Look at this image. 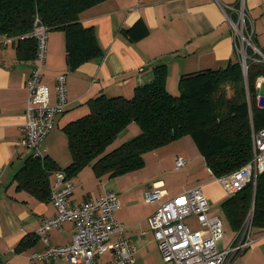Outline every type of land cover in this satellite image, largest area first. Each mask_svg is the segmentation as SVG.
Instances as JSON below:
<instances>
[{
    "label": "crops",
    "instance_id": "crops-1",
    "mask_svg": "<svg viewBox=\"0 0 264 264\" xmlns=\"http://www.w3.org/2000/svg\"><path fill=\"white\" fill-rule=\"evenodd\" d=\"M238 1L104 0L84 10L78 18L84 27L94 26L103 54L73 69H69L67 64L63 30L49 29L45 62L40 70L41 80L48 85L50 102L53 103L55 77L65 73L67 104L63 112L56 115L51 131L42 141L45 155L58 167L67 166L71 161L67 139L58 129L71 119L84 115L87 112L84 102L95 95L131 97L136 86L153 80V65L165 64L167 87L176 94L179 77L183 74L218 68L238 56L234 31L227 17L235 13L222 9L223 6L237 5ZM243 2L251 20L254 44L260 51L257 57L264 60V0ZM122 29L129 31L123 33ZM33 62V57H20L12 41L0 42V264H74L65 259H27L29 253L42 251L45 247L36 234L40 220L56 212L49 197L39 196L42 191L18 187L20 181L15 177L25 158L31 154L30 150L18 144V139L25 120L27 89L24 83ZM138 128L135 122H131L111 143L117 145V142L135 137L139 133ZM187 136L145 152L142 155L144 164L138 169L98 179L88 165L69 177L73 182L69 205L108 190L117 194L119 207L115 218L124 223V235L135 248L134 264L169 263L162 259L148 222L147 216L156 205L144 201L143 191L154 183L162 184L166 197H171L200 186L210 205L219 203L226 195L217 177L204 165L194 141ZM148 153L151 157L147 160ZM181 154L201 156L206 173L198 174L190 181L180 180L168 185L158 178L160 172L154 170L165 165L168 158L174 160ZM191 176V172L186 175ZM37 179H32L30 184ZM47 179L50 187L53 181L51 172ZM73 230V223L66 220L62 222V229L52 228L44 234L51 244L64 245L70 241ZM230 232L232 235L227 239L223 234L218 244L220 248L234 241L237 233ZM111 237L114 238V234ZM251 237L253 242L238 252L229 264H264V228H252ZM111 255L110 251L105 252L99 256L98 262L108 261Z\"/></svg>",
    "mask_w": 264,
    "mask_h": 264
},
{
    "label": "trees",
    "instance_id": "trees-1",
    "mask_svg": "<svg viewBox=\"0 0 264 264\" xmlns=\"http://www.w3.org/2000/svg\"><path fill=\"white\" fill-rule=\"evenodd\" d=\"M102 1L0 0V36L14 38L18 55L31 59L36 52L35 39L19 36L30 33L38 14L48 29L63 30L67 64L69 69L76 68L103 54L94 26L84 27L78 19L84 10ZM128 29H122L123 33ZM240 62L235 55L224 66L183 74L177 94L167 91V67L160 63L153 65V80L136 86L131 97L101 93L87 99V112L62 127L70 163L60 168L47 155L41 160L30 154L15 173L20 181L18 187L42 191L40 197H49L47 177L52 167L72 177L90 165L98 179L114 177L140 168L143 153L183 135L191 136L214 177L237 169L251 156L252 130L264 127V107L257 106L254 100V84L258 76H264V60L246 61L247 86ZM131 122L138 125L139 133L108 150ZM35 177L38 179L30 184ZM251 187L248 183L219 201L221 214L236 235L249 214L251 229L264 228V172L257 174L255 187Z\"/></svg>",
    "mask_w": 264,
    "mask_h": 264
},
{
    "label": "built area",
    "instance_id": "built-area-1",
    "mask_svg": "<svg viewBox=\"0 0 264 264\" xmlns=\"http://www.w3.org/2000/svg\"><path fill=\"white\" fill-rule=\"evenodd\" d=\"M224 10H233L236 14L227 15L232 25L235 38V50L238 53L242 68H247L246 61L262 60L254 44V32L250 17L243 0L237 5L223 6ZM48 27L35 14L33 28L19 38L33 37L36 41V52L31 72L25 80L27 99L25 120L21 125V136L18 144L30 150L33 157L43 160L45 150L41 146L43 139L51 131L57 114L63 112L67 104L65 73L55 77L54 102H50L49 87L41 80V69L46 57ZM14 38L3 37L0 42H10ZM252 48L253 53L245 50ZM251 50V49H249ZM252 54V55H251ZM256 54V56H253ZM253 56V57H252ZM255 104L264 107V76L255 80ZM248 102L250 105L249 95ZM251 156L249 161L237 169L217 177L225 194H233L248 183L255 187L257 174L264 172V127L252 130ZM186 159L180 155L174 158V166L181 168ZM53 181L49 188V200L56 212L53 216L40 220L37 233L44 242L42 251L31 252L28 260L51 261L65 259L74 264H134L135 248L124 235V223L115 218L118 209V198L114 191L108 190L96 197L86 198L75 205L68 204L72 194L73 182L64 170H50ZM200 186L191 187L179 194L166 197L162 184L154 183L143 191V199L155 204L153 212L147 216L150 229L162 259L172 264H229L235 255L248 247L252 242L251 223L248 216L234 241L226 247H219L224 234V225L218 214L210 211V204ZM182 202H178L181 201ZM194 215L199 227L192 229L185 222V217ZM73 223V232L69 242L54 245L44 234L52 228L62 229L63 221ZM114 234V238L111 236ZM111 252V259L98 262L99 256Z\"/></svg>",
    "mask_w": 264,
    "mask_h": 264
},
{
    "label": "rangeland",
    "instance_id": "rangeland-1",
    "mask_svg": "<svg viewBox=\"0 0 264 264\" xmlns=\"http://www.w3.org/2000/svg\"><path fill=\"white\" fill-rule=\"evenodd\" d=\"M236 16V14H235ZM1 43H4V42H1ZM248 49H251L249 46L245 49L247 50V52L249 53L250 50ZM253 51V50H252ZM166 83V82H165ZM168 83H171V81ZM166 86V89L167 91H171L168 87H167V83L165 84ZM256 90V89H255ZM257 92V90H256ZM171 93H174L171 91ZM178 93V90H176V94ZM59 132H61L63 134V136H65V133H63L62 131V128L61 129H58ZM58 132V133H59ZM60 134V133H59ZM183 136H186V135H183ZM187 137H191L190 135H188ZM116 143H112V145L110 144L107 149H111L113 146H115ZM144 154V153H143ZM151 154H147L146 158L147 160L149 159V156ZM180 156L184 157L186 159V165L182 166L181 168H176L175 166H173L175 163H174V160L172 159H167L165 165L162 164L159 168H156L155 170L151 168V170H154V171H159L160 173L158 174V178L160 179H163L168 185H173L175 184L176 182H179L180 180H187V181H190L192 178H195V177H198L197 175L198 174H201V175H204L206 173V170H205V167L203 164V161H202V157L201 156H187V154H181ZM151 164H149L148 166H150ZM191 172V177H186V175H189V173ZM94 181V179H93ZM92 181V182H93ZM91 183V185H93V183ZM210 211L212 213H215V214H218L222 219H223V224H224V238L227 239L228 237H231L232 233L230 232V228L227 226V223L224 219V216L223 214H221V209H220V204L219 203H212L210 205ZM185 222L189 224L190 228L192 229H195L197 227H199V222L197 221V218L194 216V215H188L185 217ZM171 262L169 263H166V264H170ZM172 264V263H171Z\"/></svg>",
    "mask_w": 264,
    "mask_h": 264
},
{
    "label": "water",
    "instance_id": "water-1",
    "mask_svg": "<svg viewBox=\"0 0 264 264\" xmlns=\"http://www.w3.org/2000/svg\"><path fill=\"white\" fill-rule=\"evenodd\" d=\"M243 74H244V79H245V83H246V86H247V68L246 69H243ZM246 88V87H245ZM253 208V204L251 206V209ZM249 217H250V214H249Z\"/></svg>",
    "mask_w": 264,
    "mask_h": 264
},
{
    "label": "snow or ice",
    "instance_id": "snow-or-ice-1",
    "mask_svg": "<svg viewBox=\"0 0 264 264\" xmlns=\"http://www.w3.org/2000/svg\"><path fill=\"white\" fill-rule=\"evenodd\" d=\"M178 202H182V200L181 201H178Z\"/></svg>",
    "mask_w": 264,
    "mask_h": 264
}]
</instances>
